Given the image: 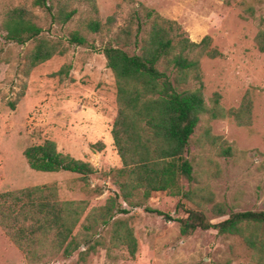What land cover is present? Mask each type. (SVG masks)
<instances>
[{
    "label": "rangeland",
    "instance_id": "1",
    "mask_svg": "<svg viewBox=\"0 0 264 264\" xmlns=\"http://www.w3.org/2000/svg\"><path fill=\"white\" fill-rule=\"evenodd\" d=\"M95 1L104 30L90 33L88 45L69 46L65 54L52 57L29 73L26 54L34 43L5 42L4 31L0 29L1 55L9 60L0 65V193L55 183L62 199L88 201L87 213L119 191L112 174L101 175L122 166L111 133L117 115L116 82L102 49L129 24L137 4L143 3L179 22L194 41L206 35L212 37L213 46L221 55L201 60L207 99L219 93L225 109L238 108L246 96L251 100L248 125H239L233 116L210 121L213 134L242 150L236 157L219 156L208 150L200 154V145H193L196 179L192 186L205 187L216 202L227 205L228 212L264 210V52L259 50L255 39L261 24L264 25V0ZM14 5L30 8L44 28L43 33L67 45L78 20L92 15L87 4L76 3L77 14L62 25L43 9L31 7V0H0V22L3 11ZM109 17H113L110 23ZM133 28L136 31L137 24ZM130 50L138 51L135 45ZM204 123L197 128L196 136L205 129ZM46 139L54 140L60 150L75 158L90 162L100 174L93 175L86 185L76 173L32 169L24 150ZM99 143L103 145L101 150ZM179 201L180 197L166 191L153 192L137 207L121 200L130 212L117 218L127 219L134 229L137 238L134 257L126 246H112L109 254L107 248L98 246L97 252L90 253L85 260L76 252L69 258L60 256L50 264L252 263L251 250L240 236L219 234L215 229H198L183 236L179 222L146 210L151 207L173 217H185L187 213L184 207H178ZM189 206L195 203L189 201L186 207ZM227 217H215L212 221ZM111 228L108 226L101 234L109 246ZM0 264H27L1 227Z\"/></svg>",
    "mask_w": 264,
    "mask_h": 264
},
{
    "label": "trees",
    "instance_id": "2",
    "mask_svg": "<svg viewBox=\"0 0 264 264\" xmlns=\"http://www.w3.org/2000/svg\"><path fill=\"white\" fill-rule=\"evenodd\" d=\"M76 3L87 4L92 15L78 20L68 45L45 35L30 8L14 5L3 11L0 29L5 42L34 43L26 54L27 73L52 57L65 54L69 46L88 45V35L102 32L105 26L95 0H31V7L43 9L62 25L77 14ZM112 19L109 17L108 23ZM263 27L261 24L255 38L262 52ZM133 45L137 52L130 50ZM2 51L3 47L0 65L9 61L1 55ZM102 51L116 82L117 115L111 133L122 166L101 175L112 174L119 191L87 213L88 201L62 199L55 183L0 193V227L22 252L27 264H50L60 256L69 258L76 252L85 260L90 253L97 252L98 246L107 248L108 254L112 246H126L134 257V229L127 219L117 218L130 212L121 200L130 207L141 206L142 200L156 191L180 197L178 207H184L187 215L173 217L160 209L146 210L179 222L183 236L198 229L238 235L251 250V264H264V210L228 212L227 205L216 202L205 187L192 186L196 179L193 145H200V154L208 150L219 156L236 157L242 152L236 144L213 134L210 121L233 116L239 125L251 123L252 106L247 96L238 108L225 109L219 93L207 99L203 92L201 60L221 55L213 46L212 37L206 35L194 41L179 22L138 3L129 24ZM11 107H15V102ZM203 121L206 127L196 136ZM97 146L99 150L103 148L102 143ZM23 154L32 169L76 173L86 185L93 175L100 174L90 162L60 150L52 139L28 146ZM189 201L195 206L186 207ZM206 204L210 207L206 208ZM225 215L228 217L212 221ZM108 226L112 227L110 246L101 235Z\"/></svg>",
    "mask_w": 264,
    "mask_h": 264
}]
</instances>
